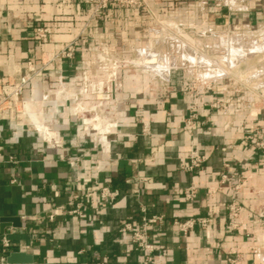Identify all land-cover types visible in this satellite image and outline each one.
<instances>
[{
    "label": "crops",
    "instance_id": "crops-1",
    "mask_svg": "<svg viewBox=\"0 0 264 264\" xmlns=\"http://www.w3.org/2000/svg\"><path fill=\"white\" fill-rule=\"evenodd\" d=\"M63 2L0 0V79L11 66L24 71L27 60L40 63L44 52L76 44L74 57L63 63L70 84L53 91L44 105V119L60 145L0 121V260L22 251L32 261L14 264H149L122 228L128 222L140 226L144 214H164V222L148 229L157 246L155 264H264V170L252 173L255 162L264 165V150L249 143L248 112L211 107L212 92H193L175 79L165 97L126 105L128 97L135 102V88L131 94L111 92L110 75L94 71L92 45L80 39ZM64 13L71 22L60 21ZM40 24L51 26L45 40L34 36ZM44 85L34 79L26 96L42 98ZM193 105L199 116L190 121ZM192 151L207 160L187 171L183 166ZM225 163L228 177L220 183ZM99 185L119 188L120 194L107 204L96 196L99 209L87 203L83 215L65 212L72 195ZM191 186L196 192L188 200ZM232 201L241 206V232L230 226ZM192 216L209 217V228L184 234L172 223ZM4 217L19 224L9 220L1 227ZM3 237L10 248H4Z\"/></svg>",
    "mask_w": 264,
    "mask_h": 264
},
{
    "label": "rangeland",
    "instance_id": "rangeland-1",
    "mask_svg": "<svg viewBox=\"0 0 264 264\" xmlns=\"http://www.w3.org/2000/svg\"><path fill=\"white\" fill-rule=\"evenodd\" d=\"M63 5L64 12L72 11L80 39L92 45L94 71L110 75L111 92L135 88V102L128 97L126 105L165 97L174 79L218 78L220 109L247 111L249 143L264 150V0H64ZM60 21L71 19L64 13ZM255 163L252 173L264 170Z\"/></svg>",
    "mask_w": 264,
    "mask_h": 264
},
{
    "label": "built area",
    "instance_id": "built-area-1",
    "mask_svg": "<svg viewBox=\"0 0 264 264\" xmlns=\"http://www.w3.org/2000/svg\"><path fill=\"white\" fill-rule=\"evenodd\" d=\"M51 31L49 24H40L35 27L34 36L40 40H45ZM76 53L75 42H70L66 46L55 50L44 52L41 56L40 63L34 60H27L26 68L24 71L15 66H11L8 70L6 79H0V121L14 122L18 126H25L37 131L40 136L48 144L60 145V140L57 138L52 126L44 119L45 102L53 94L56 89L67 88L70 82L65 80L63 74V63L65 59L73 58ZM42 79L44 82V93L40 99H33L26 96V87L34 79ZM185 82V83H184ZM86 84V81L83 80ZM171 84H173L170 81ZM186 89L195 92L200 87L206 91L214 94L213 102L210 103L211 107L218 108V95H219V80L214 78L212 80L203 81V78L197 77L195 82H188L184 80ZM87 87L85 86V90ZM64 90V89H63ZM190 121L198 119V109L196 105L191 106ZM189 161L183 166L187 171H194L202 168L205 165L207 156L198 151H192L188 155ZM8 160L14 162V156H9ZM228 164H223V171L221 172L220 183H224L228 177L226 168ZM241 183L238 180L234 187L238 189ZM196 192L194 186L189 187L186 192V198L191 200ZM120 194V189L111 187L109 185H99L93 190L86 191L79 195H72L67 205L65 212L71 215H83L84 206L90 203L95 206V210L99 208L95 205L96 196L99 202L103 204L113 202ZM241 206L237 201H232L229 204V218L230 226L237 232L242 231L240 227ZM164 214H144L140 226H135L132 223L124 224L122 230L131 233V241L136 249L144 252L147 256L149 264H155L153 253L157 246L149 240L148 229L153 223L164 222ZM210 218L207 216H192L187 218H176L172 223L178 230L187 234L190 230L197 226L202 228H209ZM244 229V228H243ZM2 244L4 248H10L11 242L7 237H3ZM6 258L0 260V264L6 263Z\"/></svg>",
    "mask_w": 264,
    "mask_h": 264
},
{
    "label": "water",
    "instance_id": "water-1",
    "mask_svg": "<svg viewBox=\"0 0 264 264\" xmlns=\"http://www.w3.org/2000/svg\"><path fill=\"white\" fill-rule=\"evenodd\" d=\"M9 220L14 221V224L16 225L19 224V221L17 218L4 217L1 227L8 224L7 221ZM31 261H32V256L30 254H27L26 252H22V251H12L8 254L6 258V263H3V264L26 263V262H31Z\"/></svg>",
    "mask_w": 264,
    "mask_h": 264
},
{
    "label": "bare ground",
    "instance_id": "bare-ground-1",
    "mask_svg": "<svg viewBox=\"0 0 264 264\" xmlns=\"http://www.w3.org/2000/svg\"><path fill=\"white\" fill-rule=\"evenodd\" d=\"M264 40V39H263ZM262 40V41H263ZM260 41V40H259ZM258 42V41H257ZM254 47V46H253ZM259 47H261V44L259 45ZM254 49V48H253ZM145 55H148V54H146L145 53ZM157 55V54H156ZM149 56V55H148ZM158 56H160V55H158ZM151 57H153L152 55H151ZM154 57H156L155 55H154ZM153 57V58H154ZM157 58V57H156ZM161 58V57H160ZM157 60H159V57H158V59ZM162 60H163V58H162ZM145 61H146V59H145ZM166 61V60H165ZM147 62V61H146ZM151 63V62H150ZM160 63H163V61H161ZM203 63V62H202ZM142 64V63H141ZM150 65V64H149ZM152 65V64H151ZM160 65V64H159ZM159 65H155V66H159ZM163 65H165V63H163ZM153 66V65H152ZM151 66V67H152ZM161 66V65H160ZM167 67H168V65H166ZM150 67V66H149ZM156 68H158V67H156ZM163 68H165V66H163ZM159 70V69H158ZM168 70L167 69H165L164 71H163V73H165V75L167 76V74H168V72H167ZM221 71V70H220ZM215 74V73H214ZM212 75V74H211Z\"/></svg>",
    "mask_w": 264,
    "mask_h": 264
}]
</instances>
